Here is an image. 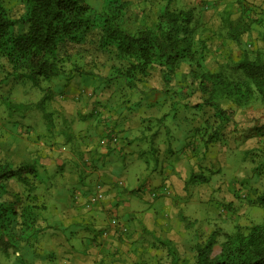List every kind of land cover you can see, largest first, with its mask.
<instances>
[{
    "label": "crops",
    "instance_id": "0c3cea01",
    "mask_svg": "<svg viewBox=\"0 0 264 264\" xmlns=\"http://www.w3.org/2000/svg\"><path fill=\"white\" fill-rule=\"evenodd\" d=\"M238 5L240 14L249 19L250 29L253 27L252 42L264 44V26L261 25L264 23V0H238ZM103 63L108 65L106 61ZM99 69L100 72L95 71V77L77 74L63 77L67 80L64 82L65 99L55 101L56 105L52 109L62 113L61 117L68 114L66 116L71 120L66 127H77L75 130L79 131L80 137H84L81 149L73 147L67 150L61 127L51 135L49 123L45 124V121L36 126L29 121L20 123L24 120L25 113L16 117L20 122L15 123L12 129L2 128L0 125V159L8 160L11 169L32 181L30 186L23 185L16 177H11L7 181L11 186H4L1 198L15 209L10 235L15 238L16 247L1 253L3 258L0 259V264H7L6 259L10 255L17 258L16 264H142L140 258L144 248L141 243L145 242L140 243L139 240H143L146 229L151 233L153 231V239L161 244H171L167 232L172 223L169 216L181 208L184 201H190L191 197L184 199L188 197L187 186L190 181L196 196L192 197V202L198 200L197 197L204 198L207 192L212 191L211 186L219 190V195L235 200L238 195L229 193L230 186L239 189V186H244L242 181H246L245 176L251 178V173L241 170L240 165L231 167L233 164L227 161L229 151L223 144L225 139L232 151L264 154V103L257 101L247 106L234 107L232 116L220 129L214 123L212 131L215 136L218 134V138L216 136L208 140L203 132L195 135L190 133V138L180 139L174 150H170L172 144H162L158 134L164 126L161 111L156 113V132H146L137 110L126 112L122 105L116 104L117 100L108 104L85 97L84 92L94 89L101 95L100 100L106 97V101H109L121 89L130 91L129 86L123 87L125 84L115 86L109 82L98 83L96 79L103 81L101 76L109 73L106 66H99ZM176 73L177 77L182 78L189 74L188 71L180 70ZM97 83L106 88L104 93L102 89L100 91L95 88L94 84ZM156 84V95L162 94L165 89L160 86V79L156 80ZM146 89L150 93L155 91ZM180 92L185 96L193 94L188 92L187 87L181 88ZM194 92L199 95L197 90L194 89ZM198 102L200 100L196 101ZM107 105L108 113L105 112ZM120 106L122 108L118 111ZM205 108L207 113H201L196 125L204 121L209 126L213 123V112H208L209 106L206 105ZM95 111L99 114L98 119L95 118ZM103 114L106 115V120H100ZM88 116L97 121L96 124H92L93 120ZM149 116L148 120H151ZM89 129L95 130L98 136L90 135ZM108 131L117 133L123 139L120 140L118 136V143L112 144L106 136ZM147 133H152L149 142L152 147L148 150L156 148L154 158L156 161H164L162 166L165 169H156V161L150 169L145 165V160H140V163L135 164L134 170L138 174L153 172L152 181H145L151 186H124V193H121L115 188L117 185L112 176L113 166H104L103 156L109 159L110 152L118 150L136 155V160L146 158V155L140 157L139 154H133L127 145L138 137L144 139ZM226 167L229 171L232 169L231 183L229 171L220 172ZM35 173L37 175L32 179ZM214 180L217 183L210 184L215 183ZM262 181L264 178L247 183L258 186ZM96 184H101L100 198L92 207L86 208L84 204ZM152 188L161 190L159 194H165L153 199L148 194ZM236 193H241V189ZM137 201L147 202L153 207L139 213ZM101 229H107V235H100ZM157 234L166 237L161 239Z\"/></svg>",
    "mask_w": 264,
    "mask_h": 264
},
{
    "label": "trees",
    "instance_id": "16d2710c",
    "mask_svg": "<svg viewBox=\"0 0 264 264\" xmlns=\"http://www.w3.org/2000/svg\"><path fill=\"white\" fill-rule=\"evenodd\" d=\"M20 1L24 14L12 17L0 0V59L9 67L4 78L29 80L36 87L42 79L73 74L95 77V63L87 65V71L82 54H67L68 47L83 41L94 27L96 49L109 59L108 65L103 63L109 72L101 76L103 83L135 88L152 67H158L162 80L167 82L168 75L175 74L185 61L197 81L195 90L202 104L213 109L212 122H216L217 129L227 123L234 107L264 103V53L258 49L250 54L241 49L236 60L211 71L206 66L207 41L197 34V17L189 5L176 7L173 0H163L152 24L142 19L131 30L121 23L130 0H109L101 9L87 0ZM220 25L225 28L226 37L237 45L248 29L245 22L228 16L220 17ZM65 63L69 64L68 70ZM6 106L10 112L30 109L27 104L9 101ZM209 137L208 140L214 138L212 134ZM11 177L23 185H32L28 177L10 168L8 160L0 159V253L16 247L15 238L10 235L15 209L1 198ZM256 199L251 203L264 205V192ZM215 243L212 234L197 243L191 264H264V221L252 223L247 231L237 229L225 236L219 251L212 254ZM170 264L177 263L172 260Z\"/></svg>",
    "mask_w": 264,
    "mask_h": 264
},
{
    "label": "rangeland",
    "instance_id": "374dc122",
    "mask_svg": "<svg viewBox=\"0 0 264 264\" xmlns=\"http://www.w3.org/2000/svg\"><path fill=\"white\" fill-rule=\"evenodd\" d=\"M87 1L97 9H101L103 5L105 6L109 2V0ZM163 2V0H130L128 12L124 15L121 23L131 30H133L142 19L148 24H152L155 20L156 12ZM3 3L8 8L9 14L12 17H19L24 14L25 7L20 0H3ZM173 5L176 7L189 5L194 8L197 17V34L207 41L208 53L206 66L211 71H217L223 68L225 63L236 60L240 55L241 49L250 52V54L258 49L264 53L263 42H252L254 39L252 35L254 30L253 27L250 29L251 23L249 19L245 18V15L243 16L240 14L241 9L238 5V0H173ZM221 16H228L231 19H237L248 24L249 28L247 32L243 34L244 36L239 45L226 37L225 28L220 25ZM261 25L264 26V23ZM96 36L97 30L92 27L83 41L71 44V46L68 47L67 54H82L81 58H83L86 63L83 66L84 69L88 71L87 65L90 67L95 63L96 67L94 70L100 72L99 66H103V62H107L109 59L104 52L96 49ZM65 68L67 70L69 69L68 63H65ZM8 69L9 67L5 61L0 59V72H2L0 73V120L3 123H0L1 127L3 128L4 126L6 129H12L15 123L18 124L19 119L16 117L24 115L25 113L24 120L22 122L19 121L20 123L29 121L36 126L42 121H45V124L49 123L48 130L51 132V135L53 133L55 134L61 127L62 137L66 139L67 150L69 151V149L73 147H79L81 149V142L85 141L83 139L84 137H80L78 134L79 131L75 130L77 127L74 129L66 127L67 122L71 120L66 116L68 114L66 113L65 116L61 117L63 115L62 113L52 110L55 107L54 105H56L55 101L58 99H65L64 96L66 92L64 82L67 80L63 77L42 79L39 85L34 87L29 80L14 81L11 79V76L4 78V76H7L4 74ZM179 70L183 72L188 71L189 74L186 78H182L177 77L178 73L173 75L170 73V75H168L169 81L164 82L161 77L162 74L160 69L158 67H152L148 75L137 82L135 88L130 87V91L128 89H121L122 91L114 93L109 98V101H106V97L100 100L101 95L97 94L98 92L96 91H87L84 92V95L97 102L101 101V103L105 102L109 104V102H115V100H117L116 104L122 105L126 112L137 110L142 120L141 125L145 127L144 129L146 132L150 130H152V133L154 131L156 132V126H158L156 122V113L161 111L163 117H161V120L164 126L161 127L163 129H160L158 134L161 137L162 144L167 146L172 144L170 150H174V146L178 144L180 139H184L185 137L190 138V133L195 135L198 132H203V135H207V139L210 138V134H212L214 138L216 136L218 138V134L215 136V133L212 132L214 129L213 125H215L214 123H212L211 126H209V123L206 121L198 125L195 124L200 118L201 113H207V108H205L206 105H201L202 102L199 95L194 92L197 81L192 77L189 65L183 63L177 68V72ZM104 71L105 70H103V72ZM157 79H160V86L165 89L162 94L158 93V95H156V88L158 86L156 84ZM96 80L98 83L103 84L102 80ZM11 82H13L12 86ZM98 83L94 85L97 86ZM123 87L125 88L126 85H123ZM184 87H187L188 92L191 91L193 94L191 93L185 96L184 93L180 92L181 88ZM146 88L155 91L150 93L146 91ZM101 89L104 93V89L106 88H104L103 85L102 87L99 85L97 90L102 91ZM82 99H84V97H82ZM198 100H200L198 103L201 104L196 103ZM5 101L16 104H27V106L30 107V111L13 110L10 112L6 109L7 106ZM80 103H82V101ZM122 106L118 107V111ZM108 108L109 105L105 107L106 113H108ZM212 110V107L209 106L208 112L212 113ZM99 113L101 112L99 111ZM147 114L150 115L149 119L151 120H148ZM152 114H155L154 117H152ZM94 115L95 118L98 119L99 114L96 111ZM59 116L61 118H59ZM197 116L199 117L197 118ZM91 120L93 119L91 118ZM100 120H106V115L104 116L103 114ZM87 122L88 121H86V123ZM95 122L97 121L93 120L92 124H96ZM89 133L90 135L98 136L95 130L89 129ZM111 133L117 135V133L108 131L106 134L108 141H110L109 136ZM152 133H147L144 139L138 137L134 139L130 145H127V147L132 150L133 154H139L140 157L146 155V158L136 160V155L133 156L130 152L122 153L118 150H112L110 152V160L107 159V156H103L104 166H113L112 176L115 180L114 184L117 185L115 188L120 192L122 191L121 193H124V186H151V184H146L145 181H152L151 174H153V172L138 174L139 172H135L134 169H136L135 164L140 163V160H145L146 164H143L148 165L150 169L155 165L156 160L154 158V153L156 152V148L153 151L148 150L150 146L152 147L149 143ZM118 136L120 140L123 139L120 135ZM223 144L226 150L229 151L227 154V161L233 164L231 167L235 168L237 165H240L241 170L251 173L252 179L245 176L246 181H242L244 186H239V189H241V193L239 194L236 193L239 189L236 187L233 189V187L230 186L228 189L229 193L238 195L239 197H236L237 199L235 200H229L226 195H219V190H215V186H211L212 191L209 193L207 192L204 198H196L201 201L204 200L203 202L198 200L194 202L191 201L192 197L196 196L192 190V182L190 181L187 186L189 193L188 197H184V199L191 197L190 201H184L182 207H178L179 209L169 216V218L172 219V223L167 232H169V242H171V244H161L156 239H153V231L151 233L146 229L145 234L143 233V240H139L140 243L141 241L145 242L144 244L141 243V247L143 246L144 248L140 258L142 264H170L172 260L177 264H191L194 259L195 246L197 243H203L209 234H212L216 240L212 248V254H215L219 251L220 242L225 236L233 234L237 229L247 231V228H249L252 223L264 221V205H259L257 201L256 203H251L253 200H257L256 198L259 200L261 194L264 192V181L258 184V186H250V184L247 183L251 182V180L257 181L264 178V154L258 152L256 155L254 151H232L229 148L231 145L228 144L227 139H225ZM164 153L166 154V151H164ZM163 162L157 160L156 169H165V167L162 166ZM227 171H229L228 167L220 172L224 173ZM231 173L232 169L229 171L230 183L233 181ZM228 177L227 174L226 178ZM119 181L123 183L118 184ZM196 181L197 183L199 182L198 179ZM215 181L216 180H214V182ZM216 183L217 182L210 184L215 185ZM7 186L11 185L7 183ZM152 190L154 189L152 188ZM148 194L150 195V193ZM163 194L165 193H158L155 196H150L156 199V197L163 196ZM140 202L141 201H137V206L140 209H137L139 210L137 212L139 213L146 211L148 207H153L149 206L147 202ZM156 211L158 210L156 209ZM154 217H156V213H154ZM156 236H161V239H165L164 237H166L161 234H157ZM1 258H3V254L0 253V259ZM8 260L6 259L7 264H16L17 258L10 255Z\"/></svg>",
    "mask_w": 264,
    "mask_h": 264
},
{
    "label": "built area",
    "instance_id": "2783aa9c",
    "mask_svg": "<svg viewBox=\"0 0 264 264\" xmlns=\"http://www.w3.org/2000/svg\"><path fill=\"white\" fill-rule=\"evenodd\" d=\"M109 140L112 144H117L118 143V136L115 134H110ZM122 181H119L118 184H122ZM158 193H160V190H151L150 195L155 196ZM101 195V184H96L93 187V191L89 194L87 201L85 202L84 206L86 208L92 207L96 202H98L99 198ZM108 231L107 229H101L100 230V235L105 236L107 235Z\"/></svg>",
    "mask_w": 264,
    "mask_h": 264
}]
</instances>
